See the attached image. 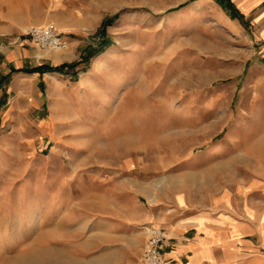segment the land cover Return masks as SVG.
I'll list each match as a JSON object with an SVG mask.
<instances>
[{"label":"rangeland","instance_id":"rangeland-1","mask_svg":"<svg viewBox=\"0 0 264 264\" xmlns=\"http://www.w3.org/2000/svg\"><path fill=\"white\" fill-rule=\"evenodd\" d=\"M219 4L223 11L199 0H0V48L53 22L75 44L69 52L33 45L52 64L44 69H68L90 89L43 93V110L30 114L39 124L55 117L59 141L38 130L15 141L0 131V264L118 261V249L88 257L80 231L52 224L59 215L45 192L53 174L66 175L60 165H69L77 197L90 199L74 218L103 227L146 208L157 219L177 201L201 207L227 190L250 187L257 196L264 48Z\"/></svg>","mask_w":264,"mask_h":264},{"label":"crops","instance_id":"crops-1","mask_svg":"<svg viewBox=\"0 0 264 264\" xmlns=\"http://www.w3.org/2000/svg\"><path fill=\"white\" fill-rule=\"evenodd\" d=\"M199 1L221 11L219 3L225 1L235 17V20L230 19L233 25L264 48V0ZM66 38L70 41V49L66 50L69 52L75 42ZM33 45L37 46L24 37L17 38L6 48H0V131L10 130L2 137L15 141L27 139L31 130L44 132V135L58 140L55 117L48 118L45 123L41 120V124L30 119L35 109L43 110V93H87L90 89L81 88V84L75 85L71 80L72 71L68 69L46 71L45 66L51 63L42 61ZM61 56L56 52L52 57L61 61ZM89 71L91 69L85 74ZM50 123L54 125L49 128ZM54 160L59 165L61 158L57 153ZM60 168L66 175L60 177L53 174L56 182L52 181L45 192L52 210L55 209L59 215L57 221L51 222L65 225L69 232L80 231L83 247H89L90 258L99 259L118 249V261L114 264H144L140 250L147 243L150 229L156 222L167 232L162 245L166 264H264V185L253 187L258 188L257 192H253L257 196H251L250 187L241 191L227 190L211 196L209 202L201 207L177 201L171 208H165L157 219L154 210L141 209L132 220L121 219L123 224L110 228L103 227L101 220L91 217L82 220L74 218L75 207L91 204L90 199L77 197L83 192L76 190L75 181L69 175V165H60ZM59 181L62 185H58Z\"/></svg>","mask_w":264,"mask_h":264},{"label":"built area","instance_id":"built-area-1","mask_svg":"<svg viewBox=\"0 0 264 264\" xmlns=\"http://www.w3.org/2000/svg\"><path fill=\"white\" fill-rule=\"evenodd\" d=\"M27 36L31 42L44 50L70 49V41L53 22L39 24L31 27ZM167 237L166 229L162 226L152 227L149 238L142 253L144 264H166L162 245Z\"/></svg>","mask_w":264,"mask_h":264},{"label":"trees","instance_id":"trees-1","mask_svg":"<svg viewBox=\"0 0 264 264\" xmlns=\"http://www.w3.org/2000/svg\"><path fill=\"white\" fill-rule=\"evenodd\" d=\"M59 68H61V67H59Z\"/></svg>","mask_w":264,"mask_h":264}]
</instances>
